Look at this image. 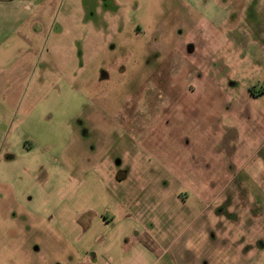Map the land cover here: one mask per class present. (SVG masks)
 <instances>
[{"label":"rangeland","instance_id":"1","mask_svg":"<svg viewBox=\"0 0 264 264\" xmlns=\"http://www.w3.org/2000/svg\"><path fill=\"white\" fill-rule=\"evenodd\" d=\"M263 89L264 0H0V264H264Z\"/></svg>","mask_w":264,"mask_h":264},{"label":"crops","instance_id":"2","mask_svg":"<svg viewBox=\"0 0 264 264\" xmlns=\"http://www.w3.org/2000/svg\"><path fill=\"white\" fill-rule=\"evenodd\" d=\"M101 207H102V204L97 207V210L100 211L101 210ZM89 210H92V209H95L94 206H90V207H87ZM99 215L101 216V214L99 213ZM99 218L100 217H97L98 219V222H99ZM96 219V220H97ZM121 259H116L115 263L114 264H137V260L136 259H131L130 257H120Z\"/></svg>","mask_w":264,"mask_h":264},{"label":"trees","instance_id":"3","mask_svg":"<svg viewBox=\"0 0 264 264\" xmlns=\"http://www.w3.org/2000/svg\"><path fill=\"white\" fill-rule=\"evenodd\" d=\"M251 94L254 95V96H256V95H262V94H264V89H263L262 92H260L259 94H255V93H253V92H251Z\"/></svg>","mask_w":264,"mask_h":264}]
</instances>
